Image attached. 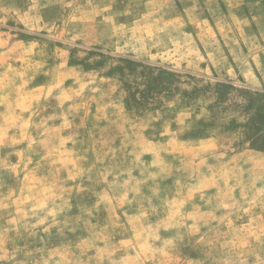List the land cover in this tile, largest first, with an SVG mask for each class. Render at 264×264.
I'll return each instance as SVG.
<instances>
[{
	"label": "rangeland",
	"instance_id": "obj_1",
	"mask_svg": "<svg viewBox=\"0 0 264 264\" xmlns=\"http://www.w3.org/2000/svg\"><path fill=\"white\" fill-rule=\"evenodd\" d=\"M0 264H264V0H0Z\"/></svg>",
	"mask_w": 264,
	"mask_h": 264
}]
</instances>
